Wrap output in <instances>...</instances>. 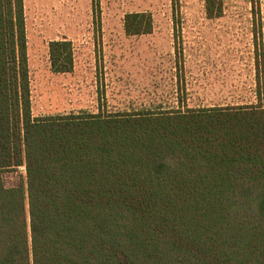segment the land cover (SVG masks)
I'll use <instances>...</instances> for the list:
<instances>
[{"label": "trees", "instance_id": "16d2710c", "mask_svg": "<svg viewBox=\"0 0 264 264\" xmlns=\"http://www.w3.org/2000/svg\"><path fill=\"white\" fill-rule=\"evenodd\" d=\"M205 2L222 15L223 0ZM124 29L152 33V14ZM49 56L73 70L71 41ZM20 166L26 184L6 187ZM0 264H264V99L36 118L24 0H0Z\"/></svg>", "mask_w": 264, "mask_h": 264}, {"label": "rangeland", "instance_id": "374dc122", "mask_svg": "<svg viewBox=\"0 0 264 264\" xmlns=\"http://www.w3.org/2000/svg\"><path fill=\"white\" fill-rule=\"evenodd\" d=\"M24 0L32 113L36 118L151 114L264 99V0ZM152 14L150 34L129 36L125 16ZM99 26V27H98ZM69 40L74 68L51 69L49 45ZM260 90V94H259ZM26 167L3 172L26 184Z\"/></svg>", "mask_w": 264, "mask_h": 264}]
</instances>
